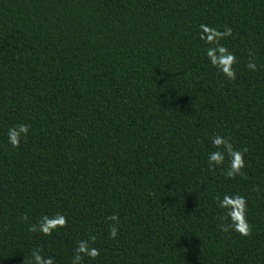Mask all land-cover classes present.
<instances>
[{
  "label": "trees",
  "instance_id": "obj_1",
  "mask_svg": "<svg viewBox=\"0 0 264 264\" xmlns=\"http://www.w3.org/2000/svg\"><path fill=\"white\" fill-rule=\"evenodd\" d=\"M202 24L231 29L234 79ZM215 135L238 175L227 154L209 168ZM225 194L245 199L247 236ZM81 240L98 255L80 264H264V0H0V264H71Z\"/></svg>",
  "mask_w": 264,
  "mask_h": 264
},
{
  "label": "clouds",
  "instance_id": "obj_2",
  "mask_svg": "<svg viewBox=\"0 0 264 264\" xmlns=\"http://www.w3.org/2000/svg\"><path fill=\"white\" fill-rule=\"evenodd\" d=\"M200 28V39L208 43H215V47H209L205 51V55L209 63L221 72L227 79H234L235 72L232 69V64L235 62L236 58L232 52L228 51V49L218 43L221 38L231 35V29L226 28L224 31H218L203 24L200 25ZM247 67L251 69L255 68V65L253 63H249ZM27 131V126L23 124H20L15 128H9L7 132L8 143L13 147L17 146L20 141V137L22 135H26ZM211 145L214 150L209 152L207 155L209 168L222 165L224 163L225 154H227L230 159L228 167L225 170L226 176L233 177L234 175H238L240 173V169L244 166L241 151L234 150L228 139L220 135L211 137ZM221 147L223 151L220 150ZM215 199L218 201V208L225 210L227 217L230 220L229 226L232 230L238 232L242 236H247L249 234V225L245 219V199L239 195L230 196L227 194H225L223 198L216 197ZM110 219L115 221L117 220V217L113 215ZM65 222V217L61 214H55L52 217L42 216L37 224L30 225V231H39L43 235H49L58 227H63ZM221 228L222 230H227V228L223 225ZM116 234V227L112 226L109 230V236L115 237ZM89 239L94 241L95 237L92 236ZM31 255L32 262H34V264H53L51 257L42 258L36 250H34ZM97 255L98 250L96 248L89 247L88 241L81 240L74 249L71 264H80L82 256L95 258Z\"/></svg>",
  "mask_w": 264,
  "mask_h": 264
}]
</instances>
